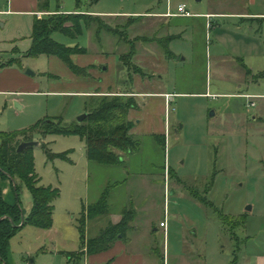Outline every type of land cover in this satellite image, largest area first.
<instances>
[{"label": "rangeland", "instance_id": "374dc122", "mask_svg": "<svg viewBox=\"0 0 264 264\" xmlns=\"http://www.w3.org/2000/svg\"><path fill=\"white\" fill-rule=\"evenodd\" d=\"M241 1L48 0L51 11L88 13L99 19L74 40L52 35L60 44L86 50L85 56H74L75 62L80 59L96 65L98 55L105 57L108 72L99 74L105 83H113L116 91L98 96L149 90L144 77L136 75L128 80L118 61L128 47L121 38L108 34L125 26L129 19L133 21L127 27L128 39L144 40L135 43L132 63L148 73L155 70L167 75L163 76L165 85L158 83L154 90L182 95L165 97L170 100L165 104L164 97H140L136 101L132 93L137 108L131 110L134 120L128 117L133 124L129 133L140 141V148L124 156L118 167L88 163L85 144L76 136L36 138L39 144L31 150L35 174L40 185L56 189L59 196L50 229L24 226L12 237L7 250L9 264H67L66 255L79 251L77 227L82 207L95 202L107 184L114 182L121 184L109 195L110 212L89 224L88 238L96 236L109 224L112 214L132 201L139 212L135 225L149 220L155 224L156 242L159 249L164 243L171 264H196L198 255L205 264L264 263V98L254 99V108H249L248 99L239 96L247 91L239 61L236 64L233 60L240 58L245 65L248 61L254 75L264 70V25L258 34H250L248 25L237 30L236 20L212 18L207 26L204 17L198 15L217 10L237 12ZM179 5H184L192 17H148L151 13H175ZM31 19L8 16L0 20V66L14 62L39 90L19 97L0 95V132L18 133L46 118L60 117L63 126H70L85 114L86 97L56 93L89 90L90 84L81 89L71 82L67 68L56 58L26 56L31 45ZM171 36L175 39L166 41ZM161 43L174 55V62L168 65L144 56L148 49L164 53ZM249 54L252 57H246ZM49 73L60 79L50 78ZM24 87L22 90L26 84ZM252 91L257 89L252 86ZM259 94L264 95V84ZM14 98L19 99L21 108ZM164 133L165 147H161L154 136ZM41 143L52 159L43 153ZM19 202L27 216L32 199L21 183ZM220 218L225 219L224 224ZM237 219L243 225L235 227L230 222ZM160 222L166 224L165 233L159 228Z\"/></svg>", "mask_w": 264, "mask_h": 264}, {"label": "trees", "instance_id": "16d2710c", "mask_svg": "<svg viewBox=\"0 0 264 264\" xmlns=\"http://www.w3.org/2000/svg\"><path fill=\"white\" fill-rule=\"evenodd\" d=\"M48 0H40L38 3L39 12H47ZM58 8V6H57ZM53 15L47 18L34 17L31 29V45L28 49L27 57H54L75 76H88V68H81L75 65L71 56L86 53L84 48L79 46L69 47L53 40L55 33L69 39H76L83 35L84 30L90 28L91 24L99 21L97 16L83 13L62 14L56 10ZM60 14V15H59ZM49 15V14H48ZM45 16V15H44ZM133 19H129L125 26L117 28L116 32H108L110 36L122 39V43L127 45L126 53L119 56V64L125 70L128 80L133 76L144 77L143 70L132 63L135 55V43H142L143 38L128 39L127 27ZM252 21V20H248ZM258 24L264 22L263 19L255 20ZM259 32V29L256 30ZM100 33V29L96 34ZM119 33V34H118ZM120 39V40H121ZM126 42H125V40ZM175 39L169 37L166 41ZM164 50L167 60H173L174 55L167 49L164 43L159 45ZM14 65V62L5 63L3 66ZM246 75H251L245 69ZM254 80L264 79V70L252 76ZM117 93V92H116ZM84 112L85 119L70 126H63L62 118H46L39 121L34 126L18 133L0 132V180H8L11 183L16 202L14 205H7L0 197V264H7V250L12 237L24 226L48 230L52 226L54 214V202L59 194L56 189L40 185L35 174L32 148L17 152L21 143L33 142L36 138H44L47 135L76 136L85 144L86 159L88 163L102 167H118L122 164L124 156L136 153L140 148V141L135 139L129 132L133 124L128 121V113L137 108V104L132 93H121L114 95L86 97ZM161 145L165 147L164 136H154ZM43 153L48 159L52 156L44 143L40 144ZM64 159L66 155H58ZM19 183L23 184L32 199L31 209L25 216L19 202ZM121 182L108 183L103 189L99 198L82 207L78 219L79 249L84 254H98L110 249L119 240H125L127 233L132 228V223L136 218V211L133 207H125L120 213L119 222L109 223L96 237H86L87 222L94 221L109 214L108 205L111 190L120 185ZM23 217V221H22ZM224 224V220L221 219ZM235 227L243 225V221H230ZM231 234V232H230ZM233 239V238H232ZM83 253L67 256L69 260L81 257Z\"/></svg>", "mask_w": 264, "mask_h": 264}, {"label": "crops", "instance_id": "0c3cea01", "mask_svg": "<svg viewBox=\"0 0 264 264\" xmlns=\"http://www.w3.org/2000/svg\"><path fill=\"white\" fill-rule=\"evenodd\" d=\"M39 1L40 0H0V20L8 16H14V17L23 16V17L32 18L31 19V23H32L34 17L40 18L44 15L52 14L55 12V11H51L49 7L47 9V12H39L38 10ZM59 13H62V12L59 11ZM167 13H171V12L167 11L166 13H163V14L151 13L148 15V17H154V18L158 17V18H165V19L186 18V17H180L176 15L167 16ZM175 13H172V14H175ZM107 15H111L113 17L116 16L113 14H107ZM198 15H201V17H204L205 25L207 26H208V19L210 20L212 18L213 19H218V18L228 19L229 18V19H233L239 22V24L235 26L237 30H240L241 26L243 25H248V28H249L248 31H250V34L253 32L258 34L259 32L257 33L256 30L259 29L260 31L264 25V22H262L261 24H258V22H256L255 20H259V19L264 20V0H242L241 7L239 8L237 12H224V11L217 10V11L198 14ZM191 17L192 15L190 14V18ZM248 20H252V21H248ZM2 26H4V24H2ZM250 34H247V35H250ZM247 35H246V38L247 37L253 38ZM66 46H69V45H66ZM69 47H73V46H69ZM85 55L86 53L82 54L81 56H85ZM74 56H77V55L71 56L72 62L74 64L76 63L77 66L81 68H88V76L77 77L73 75L68 69L67 70L69 73H66V74L69 75L70 81L74 82L77 85L79 84L81 86V89L83 88L86 89L89 86V84H90L89 86L90 88H88L89 90H81L80 92H76V91L71 92L69 90L68 91L62 90V92L60 91V92H57L56 94H69V95L75 94V95H81L84 97H88V96H93L96 93L105 94V93H108L109 91L115 93L116 91L115 85L113 83H110V84L105 83V80H103L102 74H99V71L108 72V61L104 59L105 58L104 56L98 55L97 56L98 58L96 57V61H97L96 65L93 64V61L91 63L87 61L82 62L80 59L78 60V62H75ZM144 56H145V59L154 60L155 62L161 63V65L163 64V62L165 65H168L169 61L174 62V59L167 60L164 53H158V51H153V49H148V51L145 52ZM246 57H252V55L249 54V56H246ZM50 58H54V57H50ZM97 59H100V61H98ZM233 60H236L235 61L236 64H237V61H239L238 66L244 78L243 85L245 86V89L247 91L245 94H242L239 96H241L242 98L246 100L248 99L249 105L250 103L253 104L249 108L251 107L254 108L255 106L254 99L264 98V95L259 94V88L264 84L263 82L264 79H260V80L253 79L252 76L254 75L253 73L254 68L252 64H250L248 61L246 62L247 65H245L243 63V60L240 58H235ZM102 64L106 65L103 69L101 68ZM2 65H5V63ZM1 66H0V95L15 94L17 95L16 97H19V94L21 93H38L39 92L37 85L32 80L27 78L21 71H19V68H17L14 65L3 66V67ZM245 69H248L251 75H246ZM261 71L259 70L258 72H261ZM143 72H144V78H145L144 81L149 86V90H144V92L133 91L132 93L136 101L140 97L142 98L143 97H149V98L164 97L165 104H167V100L165 99V96H167L168 98H171L173 96L182 95L180 92H176V91H174L173 93H169L167 91L166 92L159 91L158 88H156L155 90L154 88H152L153 86L154 87L158 86V83L162 86L165 85L163 84V76L165 77L167 75L164 72L155 71V70L151 71L150 73L144 70ZM47 76H49L50 78L60 79V77L56 76L54 73H49ZM25 84H26V89L22 90V87H24ZM252 86L254 87L255 90L257 89V91L249 92ZM201 95H207V94H201ZM13 101L18 108H21L19 105L18 98H14ZM168 101L170 100L168 99ZM132 112L133 111L129 112L128 117L129 119L134 120ZM136 124H139V122L135 123V125ZM165 133L164 135H155V136H164L166 139ZM0 197L9 206H12L15 204L16 198H15V195L13 194L11 183L9 181L0 180ZM133 204L134 203L131 201L130 203H128L127 206L136 207L135 211H136V218H137L139 212L137 210V205L136 204L133 205ZM142 207L145 208V204H143ZM124 208H122L121 211ZM121 211L119 213L112 214L111 215L112 217L109 223L115 224L119 222ZM136 218L134 222L132 223V228L126 235L125 240H119L115 242L110 249H108L105 252L98 253V254L87 255V254H84L83 251L79 249V251L74 253V255L78 256V254L83 253L82 256L81 257L74 256L73 260L67 259V264H70V262H75V264H171V259H169L168 256L166 255L164 243L161 249H159L158 243L156 242L155 235H156V232H158V228H155V224H153L149 220L148 222L145 221L144 225H141L138 227L135 225V222L137 221ZM92 222L93 221H90V222H87L86 224V237L87 238L89 237L87 235V230H88L89 224ZM160 224H163L164 226L160 227ZM149 225L153 227L152 230H150ZM159 228H162L164 232L166 230V224H164L163 222H160ZM102 229H100L99 232ZM96 236H93V237H96ZM69 255L71 254H67L66 256H69ZM198 259L200 262L197 261L196 264H205L202 255H198ZM31 263L33 264V262ZM7 264H9L8 257H7ZM16 264H22V263H16ZM177 264H180V262L178 261Z\"/></svg>", "mask_w": 264, "mask_h": 264}, {"label": "water", "instance_id": "95a60500", "mask_svg": "<svg viewBox=\"0 0 264 264\" xmlns=\"http://www.w3.org/2000/svg\"><path fill=\"white\" fill-rule=\"evenodd\" d=\"M27 74L32 75V73H27ZM86 116H87L86 114L81 115L80 117H78L77 122L78 123L82 122L85 119ZM38 144L39 143L38 142H35V141H33V142H27V143H21L19 145V147L17 148V152L18 153L19 152H22L24 149L32 148L34 146H37ZM247 210H250V208H247ZM22 221H23V217H22Z\"/></svg>", "mask_w": 264, "mask_h": 264}, {"label": "built area", "instance_id": "2783aa9c", "mask_svg": "<svg viewBox=\"0 0 264 264\" xmlns=\"http://www.w3.org/2000/svg\"><path fill=\"white\" fill-rule=\"evenodd\" d=\"M180 16V17H190V13L186 10V7L184 5H179L176 9V13L172 14V13H167V16ZM166 98H168L167 96H165ZM168 103V100H167ZM253 104L250 103V106H252ZM163 224H160V227H163Z\"/></svg>", "mask_w": 264, "mask_h": 264}]
</instances>
